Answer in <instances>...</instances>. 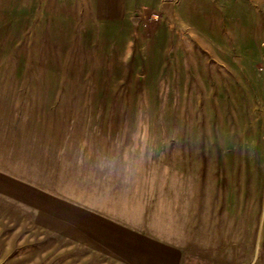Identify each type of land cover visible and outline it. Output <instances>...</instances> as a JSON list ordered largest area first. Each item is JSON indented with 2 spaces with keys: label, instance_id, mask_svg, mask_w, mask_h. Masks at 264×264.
I'll return each mask as SVG.
<instances>
[{
  "label": "rangeland",
  "instance_id": "rangeland-1",
  "mask_svg": "<svg viewBox=\"0 0 264 264\" xmlns=\"http://www.w3.org/2000/svg\"><path fill=\"white\" fill-rule=\"evenodd\" d=\"M95 1L0 0V79H14L15 94L58 98L57 108L91 104L82 114L113 117L125 141L134 130L147 150L139 155L150 166L139 163L145 181L171 180L157 187L156 204L182 264H264V147L251 152L264 140V91L256 90L264 71L246 41L243 51L261 74L236 82L227 67L235 47L220 65L219 52H204L208 39L200 33L207 13L212 25L223 20L226 46L240 29L260 42L255 11L262 3L213 0L215 12L204 0H125L122 20H101ZM254 120L261 131L247 143L251 154H242L234 145L244 134L255 138ZM0 236V264H71L50 245L17 247L32 242L14 240L20 231Z\"/></svg>",
  "mask_w": 264,
  "mask_h": 264
},
{
  "label": "crops",
  "instance_id": "crops-1",
  "mask_svg": "<svg viewBox=\"0 0 264 264\" xmlns=\"http://www.w3.org/2000/svg\"><path fill=\"white\" fill-rule=\"evenodd\" d=\"M204 1L211 11L217 8L213 0ZM255 1L262 3L255 11L260 42L240 29L229 34L233 41L227 38L226 46L220 39L225 36L221 17L213 25L207 13L200 19L201 38L208 39L204 52H219L220 65H225L222 56L228 60L232 54L230 45L235 47L234 63L225 66L234 69L230 77L236 82H249V76L261 74L254 73L252 58L243 51L246 41L255 45L253 60L259 70L264 66V0ZM95 2L96 17L122 20L125 0ZM187 24L192 28V22ZM12 82L9 77L0 79V232L20 231L22 238L14 240L32 241L17 247L53 246L56 255L68 258L61 260L65 263L182 264V248L169 239V222L156 204L157 187L170 185L171 180L145 181L143 169L150 166L139 155L147 150L137 146L134 130L125 141L113 117L93 119L89 113L82 114L91 104L81 110L70 106L74 111L62 109L61 104L57 108L53 104L58 98L50 100L29 89L15 94ZM256 90L263 92L264 84ZM70 99L77 103L74 97ZM253 122L255 138L247 140L244 134L234 145L243 147L242 154L261 131L259 122ZM259 145L253 154L262 153L264 140ZM112 158L117 160L115 165L102 166V160ZM139 163L146 165L142 169Z\"/></svg>",
  "mask_w": 264,
  "mask_h": 264
},
{
  "label": "clouds",
  "instance_id": "clouds-1",
  "mask_svg": "<svg viewBox=\"0 0 264 264\" xmlns=\"http://www.w3.org/2000/svg\"><path fill=\"white\" fill-rule=\"evenodd\" d=\"M123 159H124V161H125L126 163L128 162V156H127L126 153L123 155ZM116 163H117V160H116L115 158L102 160V162H101L102 166H103L104 164L115 165Z\"/></svg>",
  "mask_w": 264,
  "mask_h": 264
},
{
  "label": "built area",
  "instance_id": "built-area-1",
  "mask_svg": "<svg viewBox=\"0 0 264 264\" xmlns=\"http://www.w3.org/2000/svg\"><path fill=\"white\" fill-rule=\"evenodd\" d=\"M260 70H261V71L264 70V66H263V65L260 67Z\"/></svg>",
  "mask_w": 264,
  "mask_h": 264
},
{
  "label": "trees",
  "instance_id": "trees-1",
  "mask_svg": "<svg viewBox=\"0 0 264 264\" xmlns=\"http://www.w3.org/2000/svg\"><path fill=\"white\" fill-rule=\"evenodd\" d=\"M185 264H191V262L189 261L188 263H185Z\"/></svg>",
  "mask_w": 264,
  "mask_h": 264
}]
</instances>
